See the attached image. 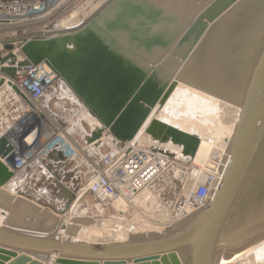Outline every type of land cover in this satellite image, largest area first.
<instances>
[{
	"label": "water",
	"instance_id": "water-1",
	"mask_svg": "<svg viewBox=\"0 0 264 264\" xmlns=\"http://www.w3.org/2000/svg\"><path fill=\"white\" fill-rule=\"evenodd\" d=\"M219 1L114 0L81 30L21 47L28 62L55 73L56 97L80 103L90 129L83 142L96 149L104 138L143 134L155 152L193 161L199 138L152 115L178 82L240 114L215 196L185 223L120 244L62 239L77 195L58 185L64 206L56 230L32 237L0 227V264H220L241 254L264 264V0L226 2L212 13ZM19 141L17 130L0 137V193L19 173L10 169Z\"/></svg>",
	"mask_w": 264,
	"mask_h": 264
},
{
	"label": "built area",
	"instance_id": "built-area-1",
	"mask_svg": "<svg viewBox=\"0 0 264 264\" xmlns=\"http://www.w3.org/2000/svg\"><path fill=\"white\" fill-rule=\"evenodd\" d=\"M94 1L0 0L1 88H7L16 105L13 112H21L13 125L20 141L10 169L21 172L34 158L54 152L62 160L72 162L74 175L84 180L76 192V207L85 195H91L99 205L96 212L112 210L115 216L108 217V221L117 223L113 226L123 230L127 223L136 224L138 228L147 226L149 220L143 213L154 209L159 218L149 223L167 229L200 211L213 199L227 166V156L209 161V169L203 171L205 178L197 182L196 174L201 170L192 161L180 162L155 152L156 145L143 134L129 142L104 138L98 149L85 145L83 139L90 129L80 118V103L56 97L58 78L55 73L44 63L31 64L21 52L27 42L81 30L114 0H100L92 14L73 25ZM7 46L11 48L5 50ZM166 175L188 190L173 206L168 223L161 219V202L151 195ZM76 207L72 206L69 215L73 216ZM128 215L132 216L126 221ZM70 219L67 217L66 224ZM97 219L101 224L108 223L103 217ZM120 219L126 223L118 226Z\"/></svg>",
	"mask_w": 264,
	"mask_h": 264
},
{
	"label": "crops",
	"instance_id": "crops-1",
	"mask_svg": "<svg viewBox=\"0 0 264 264\" xmlns=\"http://www.w3.org/2000/svg\"><path fill=\"white\" fill-rule=\"evenodd\" d=\"M15 107L7 88H1L0 134L13 130L14 122L21 114L20 111L13 112ZM83 182L84 180L74 175L72 162L64 161L57 155L34 158L18 173L14 183L1 190L0 203L7 207V210L0 209V227L8 232L32 237H43L53 233L61 220L58 213L64 206L58 185L77 192L83 186ZM79 204L77 206L80 212L85 215H88L91 209H99L94 208L98 204L93 208L90 206L83 209H80ZM82 219L79 218L77 221ZM73 220L72 216L67 223L68 227L73 226ZM68 237L70 239L73 237L70 232Z\"/></svg>",
	"mask_w": 264,
	"mask_h": 264
},
{
	"label": "bare ground",
	"instance_id": "bare-ground-1",
	"mask_svg": "<svg viewBox=\"0 0 264 264\" xmlns=\"http://www.w3.org/2000/svg\"><path fill=\"white\" fill-rule=\"evenodd\" d=\"M226 2L227 0H220L211 10L212 13L217 11V9ZM232 4L233 2L229 7ZM239 114L240 110L236 106L184 83L178 82L165 105L160 110H155L152 115L153 118L170 127L199 138L200 145L192 164L201 170V172L196 174V181L201 182L205 178L203 171L209 169L207 166L209 161H218V159H222L224 155H226V143L231 139ZM226 127L227 130H225ZM208 134L211 135V138L207 136ZM118 205L120 206V204ZM73 206H76L75 203H73ZM194 215L196 214L193 213L189 215L178 224L181 225L185 223ZM100 226H103V224L101 225L100 223ZM103 227L104 229L102 232L101 230L98 231L101 232L99 234H97V232H92V234H90V228H87L88 231L76 232L79 234L76 235V237H78L76 239H73V237L71 240L95 245L107 243L120 244L126 242V235L122 227H114V229H109L107 225ZM69 230L70 227H67L65 233L61 237L62 239L68 238ZM241 257H243V254L237 255L229 260L221 259L220 264H234Z\"/></svg>",
	"mask_w": 264,
	"mask_h": 264
},
{
	"label": "rangeland",
	"instance_id": "rangeland-1",
	"mask_svg": "<svg viewBox=\"0 0 264 264\" xmlns=\"http://www.w3.org/2000/svg\"><path fill=\"white\" fill-rule=\"evenodd\" d=\"M234 1H237V0H227V2H234ZM228 3V4H229ZM230 3V4H231ZM12 46V49H13V45ZM11 46H7V47H4L5 50H8L9 48H11ZM9 47V48H8ZM2 56H0V59ZM2 61V60H1ZM225 130H227V127L225 128ZM207 136H209L211 138V135L208 134ZM167 178V179H166ZM188 190L187 188H183L180 184L174 182V180H171L170 177H167V175L164 177V180L161 181L158 185H156L153 189V192L151 191V195L153 196V198H155L157 201H160L161 202V209L163 212H162V221L164 220L166 223H168L170 221V218L172 219V209H173V206L176 204V202L178 200H180L181 198H183L186 194H187ZM81 201V202H80ZM79 202L77 203V205L79 204V206L81 207L80 209H83V208H87V207H90L93 208L95 206V204H98L96 202V200L91 197V195H85L83 197V199H81ZM76 207V206H75ZM99 205L97 207H94V208H98ZM159 210V211H160ZM97 209H91V211H89L90 213H88V215H85L84 213H81L78 206H77V209L75 210V213L73 214L74 218L73 217V226L70 227V230L69 232L74 235L72 238L73 239H76V235H79L77 234L76 232H79L80 231H88L87 228H93V229H89L90 234H92V232H97V234L101 233L102 230L104 229V225L103 226H100V222L97 218H105L107 219L108 221V217H113L115 216L114 212L112 210H108V211H103L101 214H98L99 212H96ZM80 212V216H78ZM158 214V212H157ZM157 214L155 212V210L153 209L151 212H148V210H145V212L143 213L144 216L147 217V219L149 220L148 221V224H145L147 226H143V227H140L138 228V226H136V224L134 225L133 223H130L128 224L127 223V226L124 228V231H125V234H126V242L131 240V238L133 237H139V236H146V235H153V234H158V233H163L166 231V228L165 227H155L154 225H151L149 222H153L152 220L153 219H157L159 217H157ZM71 215V214H70ZM68 216V218L71 216ZM78 217H77V216ZM132 216V215H131ZM130 215L126 216L125 220H129V218L131 217ZM69 218V219H70ZM79 218H83L82 221H77L79 220ZM89 221H87V220ZM139 218H137L138 220ZM124 221H122L121 219L119 220L118 222V226L121 225V224H124L126 223ZM163 221V222H164ZM103 224H106L107 226H109V229H113L114 228V224H117L114 222L113 223H110L108 221V223L106 221L103 222ZM83 225V226H82ZM102 225V224H101ZM96 230V231H95ZM101 232H98L100 231ZM75 231V232H73ZM129 236V238H128ZM70 238V237H68ZM250 262H253V258L251 256H244L242 257L240 260H238V262L234 263V264H247ZM8 262H4V264H7Z\"/></svg>",
	"mask_w": 264,
	"mask_h": 264
}]
</instances>
